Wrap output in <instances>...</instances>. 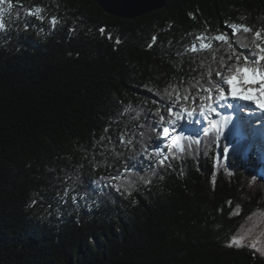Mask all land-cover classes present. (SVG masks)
<instances>
[{
  "label": "trees",
  "instance_id": "obj_1",
  "mask_svg": "<svg viewBox=\"0 0 264 264\" xmlns=\"http://www.w3.org/2000/svg\"><path fill=\"white\" fill-rule=\"evenodd\" d=\"M37 6L43 22L27 15ZM0 13V264H264L257 131L178 123L193 140L177 141L186 150L174 149L172 167L151 151L171 144L153 131L175 101L165 89L189 94V110L196 96L201 118L209 93L198 87L214 93L230 75L222 59L235 64L222 42L187 50L195 37L227 32L247 54L253 34L232 37L228 25L264 28V0H171L130 20L92 0H5ZM65 188L75 203L56 199ZM234 235L248 246L229 247Z\"/></svg>",
  "mask_w": 264,
  "mask_h": 264
},
{
  "label": "snow or ice",
  "instance_id": "obj_2",
  "mask_svg": "<svg viewBox=\"0 0 264 264\" xmlns=\"http://www.w3.org/2000/svg\"><path fill=\"white\" fill-rule=\"evenodd\" d=\"M5 0H0V5L4 4ZM22 7V5H21ZM11 9V2H9V10ZM43 9L39 6L35 7V10L29 9L27 11L28 16H34L36 19L43 22L45 20V17L41 15ZM51 28L53 30L56 29V26L61 23V21L56 17L52 16L48 20ZM28 24H25V30H27ZM228 28L231 29V35L232 37H235L238 32L243 33H252L253 39L252 43L254 44V48H249L248 53L245 54L243 52H238L236 50V47H234L235 41L229 39V35L227 32L220 33L215 36L212 35H206V34H200L195 37V40L200 41L199 48L197 47L196 43H192L187 50L196 52V51H204L206 49H210L212 47V42H222L223 45H226L228 49L231 50V54L227 56V60L231 61L233 57L235 58V64L232 66H228L226 63L223 62L222 59V67H228V70L230 72V75H228L226 78H223V83L228 85V94L231 95L233 99H239V100H245V101H251L258 108L261 110H264V28L257 29L254 33L251 27L244 25V24H236L232 23L228 25ZM8 30V24L6 20L4 19V16L2 13H0V32H6ZM70 31H74V29H70ZM100 33L102 35H107V38L109 40L113 39L111 33H106V30L104 28L99 29ZM157 37L153 36L151 38L152 43H149L148 47H152L153 44L156 42ZM121 41L119 38H116L115 43L119 44ZM243 57V60L241 58ZM251 65V66H249ZM217 77H222L223 74L221 72L216 73ZM211 77V73H209V78ZM210 83H212L210 79ZM172 88V91H168V89H165V92L171 97L175 96V101L173 104L167 107V116L161 114L160 120L157 125H154L153 131L157 133L156 137L154 139H167L171 141L170 145H166L167 152L159 149V148H153L151 151L155 155H158L160 159L156 161V163L161 167H172L171 159L176 158V151L184 152L186 150L185 146L182 144H177V141L182 140H193V137L190 135H186L183 130L177 131V126L180 121L184 119V115L186 113V116L188 118H192L194 116V112L196 111V96H191V102L193 104L192 110H189V108L186 106L187 103L190 100L189 94H184L181 96V93L179 92V89L176 86H170ZM215 90L218 92V95L220 98L226 99V94L224 88L221 86L220 83H215L214 85ZM197 91L199 92H208L209 95L206 98H201V103L199 105L201 114H204L205 112L208 113H214L216 109L211 105L206 103L207 100L213 99L212 88H200L198 87ZM184 101L183 104H181V101ZM179 105V108L176 106ZM228 107H232L231 104L228 105ZM175 109V110H174ZM195 123H199V120H196ZM212 128L216 129L217 134H219V127L218 122L215 120L209 121ZM162 129V131H161ZM107 131V129H105ZM205 134H208L207 129L204 130ZM172 133H175V136L172 135ZM101 141L103 140V137L100 138ZM119 143L121 145H125L126 143H132L131 140H128L126 142L125 135L123 133L119 136ZM195 143L199 144L200 140L198 138L195 139ZM103 146V145H101ZM187 148H191V144L187 146ZM147 151V148H146ZM227 151V149H225ZM124 172H130L132 171V168L125 167L123 170ZM120 178V173H118L116 176L111 177L113 180H117ZM141 179H144L141 177ZM150 182V181H145ZM116 191H120V188L117 186ZM56 199L58 201H63L64 203L68 202V199H70L72 202L77 201V195H70L69 189L65 188L62 192H58L56 195ZM244 237H238L233 236L229 242V247H243L248 246L244 244ZM254 250L259 251V249L256 248V244L250 245ZM264 254V253H262Z\"/></svg>",
  "mask_w": 264,
  "mask_h": 264
},
{
  "label": "rangeland",
  "instance_id": "obj_3",
  "mask_svg": "<svg viewBox=\"0 0 264 264\" xmlns=\"http://www.w3.org/2000/svg\"><path fill=\"white\" fill-rule=\"evenodd\" d=\"M222 87L225 90L226 99L220 98L218 95V92L215 91L213 93V99H211L210 102L208 103V104H211L213 107L215 106L214 108L217 110V111H215L217 118L220 117V115H221L220 112H222L224 110V111H226L224 116L230 113L228 118H231V119L235 118L236 120L238 119V120L244 121L245 124H247L249 126L257 125L258 121H260L261 123L264 122V110H261L260 108H258L256 106V104H254L251 101L233 99L231 97V95L228 94V85L224 83ZM229 104H231L232 107L233 106H239L240 107V110L237 113V115H239V116H235L234 112L232 111V107L231 108L228 107ZM215 112L214 113L205 112L204 115H202L203 117H201V118L199 117V115L193 116L192 118H188L186 116V113H185V114H183L184 119L179 122V126L182 125V123L184 125H188L189 123L193 124V122H195L196 120L202 121V123H206V122L209 123L210 118H212L210 114L213 115V114H215ZM256 115H259V116L256 117ZM254 116H255V118H254ZM260 116H261V119H260ZM222 121H224V120H222ZM222 121H220V122H222ZM195 124H196V126L192 125V129H196L197 131H199L201 129V126L199 125V123H195ZM232 127H233V128H231L232 138L237 137V136L239 137V135L242 132L241 125L232 126ZM187 128H189V127H187ZM192 129H188V130H192ZM261 141L263 144L264 139H262ZM256 142L260 143L259 140H257ZM248 147H251V144H248ZM259 154L264 158V150H261Z\"/></svg>",
  "mask_w": 264,
  "mask_h": 264
},
{
  "label": "water",
  "instance_id": "obj_4",
  "mask_svg": "<svg viewBox=\"0 0 264 264\" xmlns=\"http://www.w3.org/2000/svg\"><path fill=\"white\" fill-rule=\"evenodd\" d=\"M171 0H92L107 16L121 20L136 19L164 9Z\"/></svg>",
  "mask_w": 264,
  "mask_h": 264
},
{
  "label": "bare ground",
  "instance_id": "obj_5",
  "mask_svg": "<svg viewBox=\"0 0 264 264\" xmlns=\"http://www.w3.org/2000/svg\"><path fill=\"white\" fill-rule=\"evenodd\" d=\"M222 111V110H221ZM235 114V116H239V115H237L236 113H234ZM255 117V116H254ZM235 126H237L236 124H235Z\"/></svg>",
  "mask_w": 264,
  "mask_h": 264
}]
</instances>
